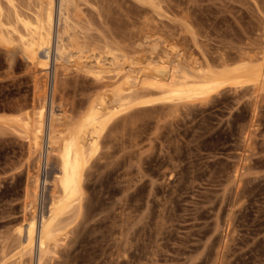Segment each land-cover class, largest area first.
Returning a JSON list of instances; mask_svg holds the SVG:
<instances>
[{"label":"rangeland","instance_id":"1","mask_svg":"<svg viewBox=\"0 0 264 264\" xmlns=\"http://www.w3.org/2000/svg\"><path fill=\"white\" fill-rule=\"evenodd\" d=\"M91 3L80 4L95 24L82 38H90L87 44L106 35L133 39L146 19L177 36L187 57L221 59L228 52L256 58L264 48V0H161L163 17L134 0ZM52 55L44 73L19 51L0 45V116L34 118L42 99L34 77L47 86L43 149L50 109L56 129L64 130L101 90L73 64L56 72L52 103ZM258 88H226L203 103L157 104L116 117L86 179L94 200L86 201L81 218L69 220L67 237L45 263L264 264V83ZM21 130L0 120V264H36V249L32 259L26 253L25 263L20 261L13 230L21 221L28 174L41 172L39 216L57 170L54 157L44 167V150L40 168L34 165L36 153L27 144L33 133Z\"/></svg>","mask_w":264,"mask_h":264},{"label":"bare ground","instance_id":"2","mask_svg":"<svg viewBox=\"0 0 264 264\" xmlns=\"http://www.w3.org/2000/svg\"><path fill=\"white\" fill-rule=\"evenodd\" d=\"M134 1L150 7L158 17L164 13L160 5L161 0ZM80 2L83 3L82 7L88 1L0 0V45L19 51L35 68L44 73L48 72L49 56L53 54L51 102L57 89L55 84L59 81V78L55 81L59 68L68 70L74 64L78 72H84L85 77L89 76L94 82L101 84L100 92L88 99L84 114L67 124L64 130L56 129L55 113L50 109L44 149L42 136L45 128L47 86L40 83L43 78L34 75L35 90L40 86L42 92V97L37 96L42 98L38 106L34 104V118L24 119L19 114H12V117L0 116L4 124L13 122L24 132L33 133V139H29L27 144L29 150L36 153V167L40 168L43 150L44 167L48 168L51 157L56 159L57 165V170L50 179L51 185L47 183L51 187L48 188V205L45 203L47 209L39 216L35 207L41 185V172L35 170L33 174H28L27 180L25 179L23 213L21 221L13 230L21 251L18 252L19 258L23 262L22 256L26 253L31 255L32 259L33 249L37 250L36 264H44L47 257L53 254L56 256V249L67 237L69 220L73 221L82 216L86 201L94 200L87 193L86 179L94 172L95 166L92 169V163L100 156V151L102 152L104 132L116 117L133 110H146L157 104L173 107L180 103H203L221 94L226 88L237 90L235 88L250 84L260 89L264 83V48L260 53L257 52L260 55L256 58H250L243 53L229 56L226 55L228 52L221 54L226 56L221 59H209L212 58L210 56L199 59L200 56L197 58L194 53V57L191 53L187 57L177 36L173 33L165 35L164 28L149 25L146 19L133 39L128 40L123 36L118 38L116 34L111 38L102 35L103 41L102 38H97L98 41L101 40L100 43L92 38L96 43L91 39L94 44H87L90 38H82L90 36V29L95 24L92 25L88 14V17L85 15L87 9H82ZM91 4L95 6L96 11V5L99 3ZM83 10H86L85 13ZM81 32L84 33L82 37ZM191 36L194 37L193 34ZM54 51L55 53H52ZM249 58L250 61H258L252 63ZM62 80L64 79L60 81ZM40 84L43 85V90ZM36 92L39 93L37 90Z\"/></svg>","mask_w":264,"mask_h":264}]
</instances>
